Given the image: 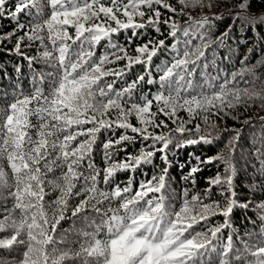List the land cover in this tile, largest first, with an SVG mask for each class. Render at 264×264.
Instances as JSON below:
<instances>
[{
  "label": "snow or ice",
  "instance_id": "1",
  "mask_svg": "<svg viewBox=\"0 0 264 264\" xmlns=\"http://www.w3.org/2000/svg\"><path fill=\"white\" fill-rule=\"evenodd\" d=\"M9 2L0 0V18L7 16L17 23L11 32L0 34V43L11 41L15 36L17 52L25 37L30 41L39 40L44 45L45 38L37 30L46 29L52 51L44 45L42 56L56 61L53 65L56 71L47 73L54 77L47 92L42 86H34L30 94L20 93L4 110L6 115L0 124V156H6L13 183L9 184L7 174L0 168V188L8 189L6 193L0 192V199L5 202L12 200V208L5 207L6 214L0 219V232L10 233L0 238V249H9L10 252L16 249L18 256L0 258V264H9V261L11 264H65L69 259H79L80 264H264V246L250 251L254 259L249 260L238 251L233 254L231 236L219 251L217 245L212 244V240L219 239L217 234L221 229L229 226L227 218L233 208L248 207V203L241 204L236 200L232 187V175L236 170L235 142L239 139V130L224 129L235 131L226 145L229 149L227 156L218 153L202 161L197 157L198 163L210 164L213 160H219L225 166L224 175L218 173L210 178L209 187L203 195L194 193L189 198L185 191L177 209L175 205L166 206L163 193L170 166L165 150L176 139L173 132L181 136L191 132L186 125L200 116L204 127L200 123L195 125L199 140L179 139L177 146L200 141L212 143L213 131L218 126L215 121H210L209 113L230 115L226 109L249 100L264 101V93L235 86L236 77L243 78L247 72L253 75L250 83L255 87L259 78L247 65L239 72H233L231 80L226 75L224 82L218 86L207 79L206 85L193 79L199 67L196 61L204 56L203 49L211 43L210 38L206 41L208 32L215 27L216 20L224 19L223 15L202 16L198 20H193L189 15L191 23L181 28L174 16L185 13L182 10L178 12L169 0H107V3L105 0H47L50 15L42 22L30 24V31H25L23 36H16L18 31L25 29V24L18 19L20 13L27 9L32 20L38 21L44 15L43 9L38 6L39 0H16L11 9L7 7ZM178 2L183 7L205 6L204 0ZM208 6H211L210 0ZM237 7L246 12L248 0H241ZM33 8L35 15L31 11ZM161 8L173 15L162 20ZM232 20L229 31L236 20L255 26L247 16L237 14ZM262 20L264 17L257 22ZM161 23L167 26L169 36L174 38L175 42L170 46L174 55L170 63L166 61L157 66L159 75L153 79L150 66L158 51L166 47L165 41L150 38L146 43L137 44L135 55L129 54L128 46L145 35L139 29L152 28L163 35ZM206 26V31H201ZM193 27V36L198 35L200 40L195 46L191 40L181 41L177 36L181 32L188 37ZM69 28L75 30L74 36L69 34ZM121 30H131L126 45L112 39ZM227 35L228 32H225L217 38L219 44L224 43ZM102 40H107L110 51L97 55L95 49ZM26 59L31 64L34 58ZM121 60L127 62L123 68L107 67ZM141 64L149 77L147 80L145 74H140L122 88L115 87L118 78L125 76L134 65ZM190 64L194 65L191 69ZM108 77L117 79L109 80ZM43 78L40 75V85ZM141 82L155 85V93H141L137 97L135 91ZM229 83H233L232 88L227 87ZM154 102L157 111L152 110ZM181 110L188 113L187 120L177 115ZM110 111L115 113L114 117L108 116ZM158 113L171 119L172 123L177 124L176 128L169 133L150 131L168 127L164 120L157 122ZM131 116H135L140 127L130 122ZM243 122L250 123L249 120ZM88 124L92 126L86 128ZM113 125L130 130L152 143L147 148L142 147L138 154H128L117 161L114 159L116 153L126 151L117 146L125 141H134L135 137L129 136L126 131L115 140L109 138L103 143L106 166L98 169L92 159L97 133L101 129H110L114 134ZM81 136L85 139L74 144ZM156 152L163 153L161 158L166 165L159 176L140 181L135 188L131 178L127 183L115 182L117 172H134L141 164L153 163ZM257 158L261 172H264V142L257 149ZM199 171L197 165L192 166L184 179L191 180L194 185L195 174ZM78 184L81 185L79 188ZM217 185L226 201L224 205L211 199L212 187ZM48 187L58 192L50 203L45 200L50 195L46 191ZM149 193L160 195L149 197ZM74 198H79L78 202L70 206L69 201ZM105 201L109 202L108 206L99 207ZM113 201L117 202L116 207L111 206ZM257 207L264 210V202ZM16 210L19 211L18 219L12 216ZM89 210L97 214L99 223L93 218L88 224L93 231H83L81 234L91 239L81 243L79 249L58 248L57 245L64 243L65 239L55 235L60 222L80 217L81 213ZM69 211L70 217L66 215ZM217 214L225 217L224 224L208 226L207 232L196 230V225L207 222L210 216ZM80 218L88 220L87 216ZM261 219L264 220V215ZM245 250L249 251L247 246ZM213 254L216 259H213Z\"/></svg>",
  "mask_w": 264,
  "mask_h": 264
},
{
  "label": "trees",
  "instance_id": "2",
  "mask_svg": "<svg viewBox=\"0 0 264 264\" xmlns=\"http://www.w3.org/2000/svg\"><path fill=\"white\" fill-rule=\"evenodd\" d=\"M16 0H10L8 8H13ZM241 0H210L211 6L209 7V0H204L205 6L203 8L196 7H183L178 0H169L172 6H174L177 11H183L184 15L174 16L175 21L181 26L185 27L191 21L189 20V15L193 20H198L202 16L212 17L214 15H223L224 19L216 20L215 27L208 32L206 41L208 38L211 39V43L207 44V47L203 49L204 56L196 61L199 67L196 68L195 75L193 79L195 82L206 85V79L214 86L224 82L225 76L227 79L231 80V74L233 72H239L242 68L247 65L248 68L255 73V76L259 79L256 80L255 87H252L250 83L254 77L251 73H245L243 78L240 76L236 77L235 86L243 89L249 88L255 92L264 93V20L257 22L261 17H264V0H248V10L241 11L237 5ZM107 3V0H105ZM43 9V16L39 18L38 21L32 20V16L28 14V10L20 13L18 19L20 23L25 24V29L18 31L16 36H23L25 31H30L29 25L37 22H42L43 19L50 15V10L47 6V0H39V5ZM162 20L167 18L172 13L167 12V10L161 8ZM32 14L35 15V9L33 8ZM239 14L240 16H247L254 22V27L247 24L241 20H236L234 26L229 31V25H233L232 17ZM139 19V18H137ZM17 21L15 19H9L5 16L0 18V34L11 32L16 27ZM161 32L163 35L157 34L154 29H139L138 31L145 33L140 39L134 40L133 43L128 46L129 54L135 55V47L137 44L146 43L150 38L159 41H165V48H161L157 55L153 57L152 64L150 66V71L152 73V78H158L159 73L156 72L157 66L163 65L166 61L169 63L172 60L174 53L170 50V46L175 42L174 38L169 36L168 28L166 25L161 23ZM205 29L201 31H206ZM75 30L69 28V34L74 36ZM195 32V27L190 30L188 37L183 36L181 32L177 33V36L181 41L191 40L193 46L200 43L199 36H193L192 33ZM228 32V35L224 38V43L221 45L218 42V37L223 33ZM37 33L45 38L44 45H47L48 50L52 51V45L47 39V31L37 30ZM131 35V30H121L118 34H114L112 39L114 42L121 45L127 44V37ZM16 37L14 36L11 41L5 40L0 43V124L3 123L7 109V106L13 99L20 93L25 95L30 94L34 86H42L47 92L53 81L54 77L47 75V73H52L56 71L53 65L56 63L54 59H46L42 56L45 50L44 45L40 43L39 40L30 41L25 37L21 43L19 52L15 49ZM71 43V41H69ZM79 42H77L78 44ZM103 45V46H102ZM75 48L76 45H73ZM182 47V45L180 46ZM96 54L100 55L105 51H110L107 40H102L99 45L96 46ZM122 55V53H121ZM26 57H33V61L30 64ZM95 58V57H94ZM246 58V59H245ZM243 62V63H242ZM261 62V63H258ZM127 62L124 60L118 61L116 64L107 65V67L112 68H123ZM207 65V67H205ZM194 65L190 64L191 69ZM140 74H145V80L149 77L145 73L144 65H134L127 74L121 78L108 77L107 79H117L115 87L117 89L125 86L126 83L135 80ZM40 75H43V84L38 83ZM34 76L36 80L34 81ZM228 88L233 87V83L227 85ZM205 90L208 89L205 87ZM156 86L149 85L146 82H141L136 91L135 95L138 97L141 93L145 95H151L155 93ZM153 111H157L155 102L153 103ZM213 111H215L213 109ZM230 115H224L220 113L218 116L211 115L209 113L210 121H215L217 124V129L213 131V142L204 143L200 141L195 144H186L185 146L178 147L177 143L179 139L191 138L199 140V135L195 132V125L197 123L204 127L203 121L200 116L193 119L191 123L186 125V128L191 129V132H185L183 136L180 133L173 132V136L176 139L173 140L168 148L165 150L167 153L168 160L170 161V166H168V174L166 178V188L163 190L166 196V206L175 205L178 209L179 204L182 202L185 191L189 193H200L203 195L204 190L209 187L210 178L215 177L218 173L224 175L225 166L219 160H213L210 164L198 163L197 157L199 159L205 160L209 157H215L218 153H223L227 156L229 154V149L226 147L228 141L233 138L235 131H224V129L229 130H239V139L235 142L236 150L234 156L235 162V173L232 175V187L236 193V200L243 204L248 203V207H234L232 213L227 218L229 220V226L221 229L218 233L219 239L212 240V244L217 245V250L219 251L228 243V237L231 236L233 244V254L237 251L245 256L250 253V251H255L258 247L264 246V241L256 242L255 239L260 237L264 239V220L261 216L264 215V210L257 207L258 204L264 202V172H261V164L257 158V149L262 147V142H264V101L260 99L249 100L247 103H241L235 108L226 109ZM115 113L110 111L108 113L109 117H114ZM177 115L184 120H187L188 113L181 110ZM203 115V113H201ZM233 117H236L235 119ZM33 123H35V117L32 118ZM130 122L136 126L140 127L135 116L129 117ZM157 122L164 120L168 127L167 128H156L150 129V131H155L156 133L164 132L169 133L171 130L175 129L177 124L172 123V120L163 114H157ZM249 120L250 123L245 124L243 121ZM179 123V121H177ZM91 124L85 125V127H91ZM113 131L110 129H101L97 133L96 143L93 145L92 159L98 169H103L105 165L104 154H103V143L109 138L115 140L122 133L127 131L129 136L135 137L134 141H125L117 148H124L126 151H118L114 157L115 160H123L128 154H138L142 147L147 148L148 145L152 143L151 140H143L136 133H132L130 130H125L121 128H116L113 125ZM33 135H34V130ZM218 138H215L217 137ZM85 139V137H78L77 141L73 143H78L80 140ZM160 147V144H157ZM163 153L156 152L153 157V163L151 164H141L139 167L132 170L117 172L114 180L116 183H127L131 178L133 186H137L140 181L151 180V178L156 175L161 174V170L166 167L162 160ZM197 165L200 171L195 174V184L193 185L191 180H185L184 177L188 175L189 169ZM183 166V168L181 167ZM0 168H3L8 177L9 184L13 183L11 169L8 165L6 156H0ZM52 175V174H50ZM81 185L78 184V188ZM101 188L104 187L103 184L100 185ZM7 188H0V192H7ZM50 195L45 197V200L49 203L55 199L58 192L52 191L50 187L46 188ZM191 194V195H192ZM149 197H158L160 193H149ZM190 195V197H191ZM171 196L173 199H171ZM79 198H74L69 201L70 206L75 205ZM211 199L214 201L221 202L222 205L226 203L224 196L221 195V188L219 185L212 187ZM250 202V203H249ZM109 202L105 201L104 204L99 205L101 208H106ZM117 202H111L112 207H116ZM5 207L8 209L12 208V200L8 199L6 202L0 199V219H3L5 213ZM51 212V209H49ZM67 216H71L69 211ZM13 218H19V211L16 210L12 213ZM87 216L88 220H84L80 217ZM80 217H74L71 219H65L60 222L57 227L56 236L64 237V243L58 244V248L62 247H75L74 249H79L81 243L90 240L91 237H84L81 233L83 231L92 232L93 229L88 227V224L93 218H96L97 223L99 222V217L97 214L91 210L86 213H81ZM81 221L84 223L81 225ZM225 217L223 215L217 214L210 216L207 222H201L196 225L197 231L207 232L208 226L222 225L224 224ZM79 225V227H78ZM79 228V229H78ZM263 233V234H262ZM9 232H0V238L8 236ZM74 234V235H71ZM80 235L83 242L76 241V236ZM210 235V233H209ZM257 243L256 246L250 243ZM245 246L249 251L245 250ZM9 255L18 256V250L13 249H0V258L8 257ZM213 259H216L215 254H213ZM67 260L65 261V263ZM9 264L11 262L9 261Z\"/></svg>",
  "mask_w": 264,
  "mask_h": 264
},
{
  "label": "rangeland",
  "instance_id": "3",
  "mask_svg": "<svg viewBox=\"0 0 264 264\" xmlns=\"http://www.w3.org/2000/svg\"><path fill=\"white\" fill-rule=\"evenodd\" d=\"M192 193H189V198H190V195H191ZM171 199H173V197L171 196ZM218 201V200H217ZM221 203V202H220ZM222 205V204H221ZM99 223V222H98ZM84 223L81 221V225H83ZM78 227H79V225H78ZM79 229V228H78ZM263 234V233H262ZM71 235H74V234H71ZM76 236V241H78V242H83L84 240H82L81 239V237H80V235H75ZM264 236V235H263ZM255 239L257 240L256 242H260V241H264V239H261L260 237H258V238H256L255 237ZM250 243L251 245H253V246H256V244L257 243ZM63 249L65 248V247H62ZM73 249L75 248V247H72ZM246 257H247V259H249V260H252V259H254V257H252L251 255H250V253L249 254H247L246 255ZM65 264H80V260L79 259H69V260H67V262L65 263Z\"/></svg>",
  "mask_w": 264,
  "mask_h": 264
},
{
  "label": "bare ground",
  "instance_id": "4",
  "mask_svg": "<svg viewBox=\"0 0 264 264\" xmlns=\"http://www.w3.org/2000/svg\"><path fill=\"white\" fill-rule=\"evenodd\" d=\"M103 46V45H102Z\"/></svg>",
  "mask_w": 264,
  "mask_h": 264
}]
</instances>
